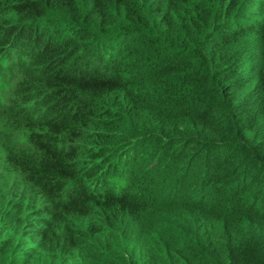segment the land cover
Instances as JSON below:
<instances>
[{"label": "trees", "instance_id": "trees-1", "mask_svg": "<svg viewBox=\"0 0 264 264\" xmlns=\"http://www.w3.org/2000/svg\"><path fill=\"white\" fill-rule=\"evenodd\" d=\"M83 2L0 1L17 19L62 14L84 55L113 39L123 58L92 51L85 72L71 40H40L42 66L16 76L53 96L22 141L0 139V264H264V0ZM124 154L133 194L85 190Z\"/></svg>", "mask_w": 264, "mask_h": 264}, {"label": "rangeland", "instance_id": "rangeland-1", "mask_svg": "<svg viewBox=\"0 0 264 264\" xmlns=\"http://www.w3.org/2000/svg\"><path fill=\"white\" fill-rule=\"evenodd\" d=\"M75 1L77 3V7L79 9H82L83 3H84L83 0H75ZM50 14L53 16L54 15L64 16L57 12H53L52 10H47V11H44L42 15L40 16H36L33 19L26 20L24 24L25 29L23 28V32L21 31L22 33L20 32L18 36V43H17L18 54L16 52V55L17 56L19 55V56L16 60L7 64L5 62V59H7V56H5L2 53L3 49L0 48V139H9L10 140L9 142L11 143H19L20 141H22L21 132H19L18 130H15V128H17L18 125L24 123L25 121H30L36 118H40L41 107L43 106V104H45L44 100L49 101L52 98L51 96H53L47 90L33 88L32 85L30 86V84L26 83L28 81L26 78L25 79L23 78V81L21 82V85H20V82H18L19 79L16 78L17 75L21 76L24 73H28V72L35 73L37 66L41 64V61L39 58L37 59V57H35L31 59L32 55L35 54L36 39H37V42H39L40 40H46V39L49 40L50 42H56L57 39L60 37V35L68 32V27L67 25H65V24H68V20L64 18H57L55 16L54 18ZM44 19H47V24L44 27H39L37 22H40L41 20H44ZM19 20L21 19H17L16 15L13 12H9L4 15L1 13L0 14V32L3 27L8 26V25H13L12 29H15L16 23ZM50 33L52 34V37H49ZM0 38H5V36L2 33H0ZM87 39L88 38L86 37L85 41ZM70 42H73L76 45L77 53L75 54V56H77L78 54H80L81 41L79 40V38H77L75 40L74 39L71 40ZM30 43L34 44L33 49L29 48ZM96 47L99 48V50L106 53L112 50L115 47V44L112 41H109L107 44L99 43L96 45ZM71 50H72V47L69 48L67 52H65L64 55L67 56L68 52H70ZM91 50L92 49L89 48L87 50L88 54L82 56L83 58H86L87 60V62H84L85 64L84 67L80 66V68H82L85 72L91 71L92 67H94L93 65H91L90 67L87 66L88 62L93 64V61H94L91 58L93 54ZM75 56H72L71 58L68 59V62H67L68 66L73 65V66L78 67L79 62L70 63V61ZM99 57H100L99 59L100 62L106 63V61L103 58L104 55L102 52H99ZM80 58L81 57H79V59ZM107 61H108L107 64H109V63L115 62V59L110 58ZM48 68L49 67H47L46 65L45 69L47 70ZM66 71H69V69H67ZM134 71L135 69H133V72ZM71 72H73V70H71ZM134 83L135 85L137 84V82H134ZM10 105H13L14 113H12V115L9 114L10 117H8V115L6 114L8 113V107H10ZM54 106L55 105H53L52 103L49 104V107L51 109H53ZM6 118H9L10 121L11 119H13L12 124H8L7 122L9 120L7 121ZM3 150H4V147L0 143V157L3 155ZM116 172L117 173L115 174L114 180L119 179V170H116ZM69 187H70L69 183L67 182L61 183L60 185H58V188H60V190L58 194L56 195L57 196L61 195L60 193L61 189L63 188L68 189ZM69 190H71L74 195L77 193L76 187H72V189H69ZM133 190H134V179L131 180V182L129 183L126 193L133 194ZM141 197L142 196H139V198ZM52 198H55V197H52ZM142 200H143L144 205L149 206L148 205L149 202L146 197H142ZM7 201H9L8 198L6 197L3 198L0 194V206H5ZM24 205L30 206L28 201H24ZM238 223H242V222H238ZM20 234H23V233H20ZM17 237L19 238L20 235L18 236L17 234ZM33 243H35L34 240L32 243H26L20 247L15 246V251L18 252L20 249L21 250L23 249V251L24 249L29 250L31 249Z\"/></svg>", "mask_w": 264, "mask_h": 264}, {"label": "clouds", "instance_id": "clouds-1", "mask_svg": "<svg viewBox=\"0 0 264 264\" xmlns=\"http://www.w3.org/2000/svg\"><path fill=\"white\" fill-rule=\"evenodd\" d=\"M51 16L52 17L55 16L57 18H64V19L68 20V24H65L68 27V32L60 35V37L57 39L56 42H50L47 39L44 40L47 44L54 43L56 45H62V44H65L68 40H73V39L75 40L76 39V36H75V34H76V32H75V30H76V28H75L76 22L74 20H71L70 18H67V17H64V16H56V15H54V16L51 15ZM25 22H26V19H21V20H19L16 23V28L13 29V30H15V31L17 30V32L14 31L15 34L9 35L8 39L7 40L5 39V41H4V43L2 44V47H1L3 49L2 52L5 49H8V47H10V45H14L15 49H16V52H17L18 36L20 34L21 29L24 27ZM37 24H38L39 27H44L47 24V19L41 20L40 22H37ZM8 26L12 27L13 25H8ZM49 37H52L51 33L49 34ZM110 41H112L115 44V47L112 50H110V51H108L106 53H104L103 51H101L99 49L92 48L91 46L89 47L90 49H92L91 51H95L97 53V54H95V59L98 60V61L100 59L99 52L103 53V55H104L103 58L106 61V63H104V62L103 63L106 65V67L108 69L116 68V65L119 62L123 63V58L118 52V49H120L122 47L121 43H117L116 41H113V39L110 40ZM108 42L109 41H106V42H103V43L107 44ZM96 45L97 44H93V46H96ZM33 46H34V44L30 43L29 48L33 49ZM35 46H36V50H35V54H36V52H37V39H36ZM65 52H67V50ZM65 52H64V54H65ZM17 54H18V52H17ZM35 54L32 55L31 59L35 58ZM69 55H67V56H69ZM82 56H84V54L82 52H80V54L75 56L70 61V63L76 62L75 59H79V57H82ZM110 58L111 59H115V62L107 64L108 63L107 60H109ZM85 59L86 58H82V60H81V63H83V65H85L84 62H86ZM66 60H67V58H66ZM79 60L77 62H79ZM12 61H14V59H10L8 56H7V59H5V62L7 64L11 63ZM93 63H94V61H93ZM79 65L81 67H84L82 64H79ZM74 67L75 66H73L72 69H74ZM131 159H132V154H130L128 156H126V154H124L122 157H120L119 159L115 160L114 162L110 161L111 164L102 163L98 168L94 169L93 172L89 176L84 178L83 185H84L85 190H87L90 193L96 194V195H104L105 193H109V194H111L114 197H119L122 194H125L126 196L127 195H131V194H127L126 193V190H127L128 186H129V181H127L122 176L123 169L128 165V163L131 161ZM95 160H97V158ZM90 166L91 165L87 166V168L89 169ZM116 170H119V179L118 180H114L115 179V174L117 173ZM83 172L84 171H82L79 174V177H81Z\"/></svg>", "mask_w": 264, "mask_h": 264}, {"label": "bare ground", "instance_id": "bare-ground-1", "mask_svg": "<svg viewBox=\"0 0 264 264\" xmlns=\"http://www.w3.org/2000/svg\"><path fill=\"white\" fill-rule=\"evenodd\" d=\"M2 53L5 56H8L10 59L16 60L18 58V56L16 55V49L14 45H10V47H8V49H5Z\"/></svg>", "mask_w": 264, "mask_h": 264}]
</instances>
